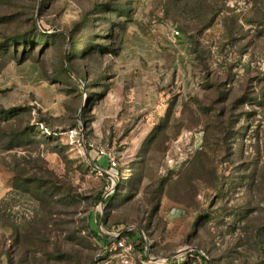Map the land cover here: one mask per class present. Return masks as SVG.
<instances>
[{
    "label": "rangeland",
    "instance_id": "obj_1",
    "mask_svg": "<svg viewBox=\"0 0 264 264\" xmlns=\"http://www.w3.org/2000/svg\"><path fill=\"white\" fill-rule=\"evenodd\" d=\"M127 227L264 264V0H0V264H121Z\"/></svg>",
    "mask_w": 264,
    "mask_h": 264
},
{
    "label": "built area",
    "instance_id": "obj_2",
    "mask_svg": "<svg viewBox=\"0 0 264 264\" xmlns=\"http://www.w3.org/2000/svg\"><path fill=\"white\" fill-rule=\"evenodd\" d=\"M180 31L175 30L174 35H179ZM99 153L105 156L108 159V163L111 167H115L117 165L116 158L106 153L104 149H98ZM107 196V194H106ZM102 225V224H101ZM132 227H127L122 230H112L100 232L99 234L104 238L99 240L101 247L107 252H114L119 255L121 264H164L166 263V258H160L158 261L154 260L151 256L147 255V243L144 244V252L146 255V259H141L139 262L136 259L135 254V243L134 239L125 236L124 234L127 231L132 230ZM105 234V235H102ZM142 235H144L142 233Z\"/></svg>",
    "mask_w": 264,
    "mask_h": 264
},
{
    "label": "trees",
    "instance_id": "obj_3",
    "mask_svg": "<svg viewBox=\"0 0 264 264\" xmlns=\"http://www.w3.org/2000/svg\"><path fill=\"white\" fill-rule=\"evenodd\" d=\"M33 25H34V29H35L33 35H35L36 32H37V28H36V24H35V23H34ZM29 33H30V32H25V33H23V34L15 35V36H13L12 38H9L8 41H11V42L13 41V43H15V42H17V41H27V39L30 38ZM31 35H32V34H31ZM14 45H15V44H14ZM195 51L197 52V50H195ZM67 57H68V59H71L72 55L68 54ZM15 110H16L15 108H12V109H9V110H7V111H3L2 113H3V115H5V114L9 115V114H13ZM7 115H6V116H7ZM27 134H28V131L25 132L24 134L20 135V136L15 135V136L13 137V139H14V140L20 139V138L24 137V136L27 135ZM20 180H21V179H20L19 177L16 178V180H15V183H16V185H17L16 187H21V186H23V185H26L25 183L21 182ZM34 181H35V182H34ZM33 183H34V186H31L32 184H27L28 187H29V185H30L32 189H35V192L37 193V195H38L39 197H41V198L45 197V196L47 195V190L42 189V188L44 187V185H42V184L40 183L39 180H33ZM101 199H103V198H102V195L98 196L97 201H100ZM108 199H109V196L105 199L104 204H106V203L108 202ZM102 221L104 222L103 218H102ZM108 229H109V228H108ZM115 230H117V229H115ZM91 232H92V231H91ZM135 232H136V231H135L134 229H132V230H130V231H127L124 235H125V236H128V237H130V238H134ZM92 233H93V236H94L97 240H102V239H104V238H103V237H102L97 231H96V232H92ZM134 243H135V248H136V249L139 248V249L143 250V252L145 251V250H144V249H145V248H144V241H143V239H142L141 236H139V240H137V241L134 240ZM143 257H144V259H146V255H144Z\"/></svg>",
    "mask_w": 264,
    "mask_h": 264
},
{
    "label": "water",
    "instance_id": "obj_4",
    "mask_svg": "<svg viewBox=\"0 0 264 264\" xmlns=\"http://www.w3.org/2000/svg\"><path fill=\"white\" fill-rule=\"evenodd\" d=\"M106 196V195H105ZM105 196H104V198H105ZM104 198L102 199V203H103V200H104ZM102 223V222H101ZM160 258H154V260H156V261H158Z\"/></svg>",
    "mask_w": 264,
    "mask_h": 264
}]
</instances>
